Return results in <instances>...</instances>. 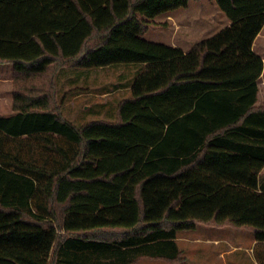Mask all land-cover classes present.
<instances>
[{"label": "trees", "instance_id": "trees-1", "mask_svg": "<svg viewBox=\"0 0 264 264\" xmlns=\"http://www.w3.org/2000/svg\"><path fill=\"white\" fill-rule=\"evenodd\" d=\"M189 1L0 0V63L30 83L0 117V264H184L198 225L264 246V0H213L229 24L187 52L141 38ZM58 62L142 69L115 121L75 127L30 82Z\"/></svg>", "mask_w": 264, "mask_h": 264}, {"label": "rangeland", "instance_id": "rangeland-1", "mask_svg": "<svg viewBox=\"0 0 264 264\" xmlns=\"http://www.w3.org/2000/svg\"><path fill=\"white\" fill-rule=\"evenodd\" d=\"M183 25L194 27L189 32V40L183 38L181 40L179 36L185 31ZM226 25H228V20L218 10L213 0H190L186 9H178L154 18L153 24L144 30L141 38L148 42L169 44V46L174 43L190 50L196 43ZM257 43L259 48L264 46V28ZM10 67L11 65L8 63H0V79L8 80L6 84L2 82L4 86L0 88V115L11 113L13 88L21 89L22 86L30 85V83L23 84L18 81L13 87V73ZM139 68H141L139 64H118L110 68L85 71L63 67L58 62L42 77L30 78V82L34 87L40 89L39 91L42 90L51 95L53 110L57 111L63 120L79 127L93 120L115 121L116 105L121 99L129 97L128 85ZM50 82L53 84L51 89L46 86ZM24 149L27 152L26 147ZM38 152L41 154L44 151L33 143L28 155L31 154L38 159L40 157ZM260 177L264 180V170ZM204 228L203 225H200L196 231L178 233L180 248L185 251L192 248L193 245L186 243L183 239L204 236L205 233L200 230ZM205 230L212 231L209 232L210 235L206 234V236L218 238L222 241V246L232 243L235 246H240L241 250L235 249L233 253L220 259L213 242L206 244L202 241L196 246L198 250L195 249L193 260L189 264H258L257 256L264 259V246L254 243L252 234L247 230L238 231L231 227H210ZM59 234L62 235L61 232ZM137 264L167 263L157 260H142Z\"/></svg>", "mask_w": 264, "mask_h": 264}, {"label": "crops", "instance_id": "crops-1", "mask_svg": "<svg viewBox=\"0 0 264 264\" xmlns=\"http://www.w3.org/2000/svg\"><path fill=\"white\" fill-rule=\"evenodd\" d=\"M229 24V22H228ZM183 28H184V32L180 33V37H181V40L182 38L183 39H188L189 38V35H190V31L193 30L192 28L194 27H188V25H183ZM264 28V26H263ZM263 28L261 29L260 33L257 35L256 39L254 40V43H253V46H252V50L253 52L258 55L262 60H263V71L260 75V77L257 79V87H258V93H257V101H256V106L257 107H263L264 108V46L262 45L261 48H259V44L257 43V39L261 36V33L263 31ZM217 31H215L214 33H216ZM213 35V34H212ZM189 40V39H188ZM165 45H169V44H165ZM170 46L172 47H178L180 49H182L184 52H187L188 50L183 48L182 46L180 45H176L174 43H171ZM11 68V67H10ZM106 68H110V67H106ZM100 69H103V68H100ZM142 69V66L141 68H139L138 71H135V73H138L139 71H141ZM136 74H134V78H135ZM133 78V79H134ZM8 80H4V79H0V88L3 87L4 85L2 84V82H7ZM133 81V80H132ZM9 82H10V79H9ZM132 83V82H131ZM131 83H129L128 85V92H129V89H130V86H131ZM1 94V93H0ZM1 98V97H0ZM124 99V98H123ZM118 104V103H117ZM117 106V105H116ZM85 108H87V106H85ZM12 115V108H11V113H8L7 115H0V117H7V116H10ZM264 168L260 171L259 173V189L262 191H264V186H263V182L264 180L261 179V174L263 172ZM200 225L197 226V228L199 227ZM205 228L204 229H200L201 232H204L205 235L204 236H197L196 238H184L183 241H185L186 243H190L192 244V248H190L188 251H185L183 249L180 248L179 246V237L177 235V238H176V242H177V245H178V248L180 249L184 259H185V263L184 264H189V262H191V260H193V255L195 254V249L196 246L198 244H200L202 241L206 242V244H211V242H213V246H215V251L218 250V255L220 257V259L226 257L229 253H233L234 250L236 249L237 251L241 250L240 249V246H235L233 245L232 243H227L225 246H222L221 243L222 241L219 240L218 238H212L210 236H206V234H209V232H212V231H207L205 229H208L210 227H207L205 225H203ZM197 228L194 230L196 231ZM226 228V227H225ZM234 229V228H233ZM240 231V230H238ZM195 233V232H194ZM200 233V232H199ZM235 234V233H234ZM210 235V234H209ZM254 243H255V240L253 239ZM225 243V241H223ZM205 244V245H206ZM207 249H208V245H207ZM198 250V249H197ZM226 264V263H224Z\"/></svg>", "mask_w": 264, "mask_h": 264}]
</instances>
